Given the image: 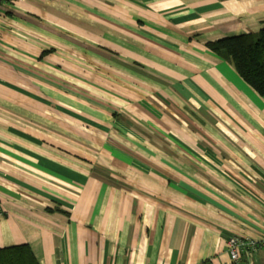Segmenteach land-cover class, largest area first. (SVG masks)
Segmentation results:
<instances>
[{
    "label": "crops",
    "instance_id": "obj_1",
    "mask_svg": "<svg viewBox=\"0 0 264 264\" xmlns=\"http://www.w3.org/2000/svg\"><path fill=\"white\" fill-rule=\"evenodd\" d=\"M264 0H25L0 13V248L40 264H264V97L212 49Z\"/></svg>",
    "mask_w": 264,
    "mask_h": 264
},
{
    "label": "trees",
    "instance_id": "obj_2",
    "mask_svg": "<svg viewBox=\"0 0 264 264\" xmlns=\"http://www.w3.org/2000/svg\"><path fill=\"white\" fill-rule=\"evenodd\" d=\"M213 50L231 58L241 76L264 97V26L258 32L224 37ZM0 264H40L28 244L0 248Z\"/></svg>",
    "mask_w": 264,
    "mask_h": 264
},
{
    "label": "built area",
    "instance_id": "obj_3",
    "mask_svg": "<svg viewBox=\"0 0 264 264\" xmlns=\"http://www.w3.org/2000/svg\"><path fill=\"white\" fill-rule=\"evenodd\" d=\"M25 0H0V13L1 7L5 2H18ZM228 249L232 260L240 261L244 255H247L253 262L254 256L260 251L264 250V237L255 239L241 235H233L228 240Z\"/></svg>",
    "mask_w": 264,
    "mask_h": 264
}]
</instances>
